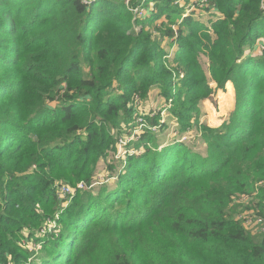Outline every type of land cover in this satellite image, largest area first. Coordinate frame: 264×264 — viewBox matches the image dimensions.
Segmentation results:
<instances>
[{"label": "trees", "instance_id": "1", "mask_svg": "<svg viewBox=\"0 0 264 264\" xmlns=\"http://www.w3.org/2000/svg\"><path fill=\"white\" fill-rule=\"evenodd\" d=\"M154 1L157 12L137 24L165 17L175 25L179 17L176 32L164 21L156 27L155 39L177 38L174 68L154 34L134 31L121 1L0 0V264L10 263L21 233L39 225L37 206L60 204L56 180L92 182L93 166L116 144L112 130L137 113L136 95L162 88L190 125L196 96L211 93V83L221 90L220 111L232 101L231 84L236 105L228 122L204 126L207 158L199 162L181 143L148 150L147 179L137 173L120 180L119 193L75 196L59 235L44 240L32 264H264L262 228L250 232L231 207L239 194H257L264 222V52L246 55L264 40V2L209 0L201 10L214 6L223 17L204 24L183 18L175 0ZM132 179L145 182L154 201L145 199L147 210L128 213L127 223L129 211L115 216L113 203Z\"/></svg>", "mask_w": 264, "mask_h": 264}, {"label": "rangeland", "instance_id": "2", "mask_svg": "<svg viewBox=\"0 0 264 264\" xmlns=\"http://www.w3.org/2000/svg\"><path fill=\"white\" fill-rule=\"evenodd\" d=\"M112 2H125L129 3L133 7L137 6L138 2L141 0H111ZM203 0H175L174 6H179V9L184 10V14L181 16L189 17L192 15L196 21L202 22L204 24H210L217 18H222V14L218 10H214V6L211 7L210 11H203L201 9H206L211 6L209 0H204L205 2L201 5ZM264 2V0H263ZM150 3H154V11H151L149 6ZM126 7V6H125ZM143 9L148 14L142 19V21L147 20L150 16L157 12V4L155 1L145 2ZM132 14V22L134 24V31L139 32L142 29H146L149 33L154 34V39L158 36L156 27L165 22L168 24H173L170 19L163 17L161 20L156 21L152 25L137 24L138 15ZM150 14V15H149ZM149 15V16H148ZM148 16V17H147ZM179 17L173 16L174 31H178L181 20L176 19ZM182 18V17H181ZM211 35L212 29H209ZM177 38H160L155 39L159 43L160 53H165L163 56L169 68H174L176 65L173 60L176 57L178 51V46L176 44ZM264 52V40L258 41L254 49L249 51L246 55H262ZM200 65L205 73L209 74V61L205 56L200 57ZM130 71L133 72V69ZM180 73V72H179ZM177 73L178 79L175 80V84L179 87L180 94L183 92V86H181V81L184 78V73L181 72L180 75ZM212 92L208 93L205 90L198 92L196 100L198 102L199 111L195 114V118L192 120L190 125H184L180 122L177 116L173 113L174 100L164 97V90L162 88L152 89L147 97L142 98L139 95L133 99L132 103L134 108L137 109V113L131 116L132 120L129 123H122L118 128L112 130V137L116 141L113 147H109L105 151V157L99 159L98 162L93 166L94 177L91 183H87L84 180L81 181H68L63 179H58L55 181L54 190L57 197L59 198L60 204L51 205L49 207H44L38 205L39 211L37 215L42 216L40 223L37 227L34 225L21 233L20 239L17 238L18 248L15 247L14 254L9 256V261H13V256L18 255L20 257L18 264H32V260H36L39 255L38 252L44 246V240L50 235L56 236L60 233V224H63V218L61 213H66L67 208L74 201L75 196L85 195L86 192L92 193L94 196L101 195L105 190L108 193L120 192L117 189L121 184L122 178L125 177H135L137 173H141L142 176L147 179V168L141 163L145 160V163H149L148 159H143L146 156L148 150H163L165 148L175 146L177 143L183 144L184 150H187V154L192 153L195 158H199V162L207 158V143L202 137V132L204 131V126L209 127H220L224 122H228L231 113L235 110V92L233 85L231 84L232 90V101L229 106L220 111V107L217 102V98L221 90L217 89L216 83H211ZM180 97V95H179ZM178 97V98H179ZM177 98V99H178ZM56 103H54L55 106ZM130 118V119H131ZM154 118L156 125L150 124V120ZM149 135L150 139H142L143 135ZM189 158V157H188ZM139 182V184H135ZM86 185L87 188L79 189L80 185ZM63 187H69L73 194H66L63 192ZM124 191L122 195H125L124 200H119L114 202V212L115 216L122 217L123 209H127L129 212L123 214V219L130 221V217H127L128 213L132 215H139V213L147 210L143 204L145 199H150L154 201L153 196L150 194L146 195L149 188L145 182L137 181L132 179V185H124ZM257 194L254 193H243L239 194L234 198V203L231 207L235 208L233 212V217L241 220L243 225L250 230L253 234L260 233L259 229H264V226L258 223L257 212L255 210L254 203L257 200ZM55 209V210H54ZM127 217V218H126ZM58 232V233H57ZM34 237H30V234ZM35 234V235H34ZM53 240V238H51ZM42 241V242H40Z\"/></svg>", "mask_w": 264, "mask_h": 264}, {"label": "built area", "instance_id": "3", "mask_svg": "<svg viewBox=\"0 0 264 264\" xmlns=\"http://www.w3.org/2000/svg\"><path fill=\"white\" fill-rule=\"evenodd\" d=\"M96 0H81V2L83 3V4H85V5H91L92 3H94ZM147 1H152V0H141L138 4H137V6H135V7H133L132 5H130L129 3H126L125 2V6H126V8L128 9V11L130 12V13H133L134 15H138V19H137V21H139V20H142L143 19V17H144V15L146 16L147 14H148V12H145L144 11V9H143V6H144V4H145V2H147ZM154 1V0H153ZM205 1L203 0V1H201V5L204 3ZM154 3H150L149 4V6H150V8H151V11L153 12L154 11ZM263 8H264V6H263ZM150 15V14H149ZM148 15V16H149ZM147 16V17H148ZM183 18H184V16H183ZM136 21V22H137ZM182 22V21H181ZM86 189L87 188V186L86 185H84V184H82V185H80V187H79V189ZM63 192L64 193H66V194H73L72 193V191L69 189V187H63ZM258 223L259 224H261V225H263L264 226V222L261 220V219H259L258 220ZM262 231L264 232V229H262Z\"/></svg>", "mask_w": 264, "mask_h": 264}]
</instances>
